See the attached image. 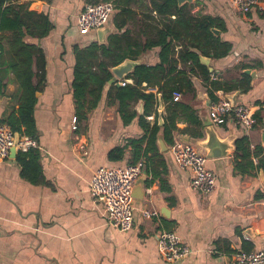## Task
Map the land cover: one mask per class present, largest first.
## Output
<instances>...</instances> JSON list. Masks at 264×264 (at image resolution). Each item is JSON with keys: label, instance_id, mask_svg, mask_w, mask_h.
<instances>
[{"label": "crops", "instance_id": "obj_1", "mask_svg": "<svg viewBox=\"0 0 264 264\" xmlns=\"http://www.w3.org/2000/svg\"><path fill=\"white\" fill-rule=\"evenodd\" d=\"M105 1L12 0L1 9L7 21L22 18V42L32 51H17L12 30L0 32V123L13 119L25 134L20 114L26 96L24 74L30 89H37L33 117L38 145L30 150L39 153L42 179L32 182L23 176L20 150L0 162V264H231L241 251L264 249V167L258 165L262 156L254 160L258 146H264V0L248 15L231 0L189 4L193 13L221 18L225 29L217 34L232 45L227 56L209 57L210 81L236 85L249 80L250 86L212 90L200 74L193 75L192 89L181 91L182 101L192 107L199 122L181 116L171 133L163 126L169 105L162 100L161 86L146 90L158 95L145 117L148 127L140 122L143 101L132 104L137 112L133 121L123 122L109 94L112 85L133 79L114 74V58H96L98 64H108L112 77L99 102L89 101L79 110L74 82L80 51L93 43L114 51L118 39L144 44L155 37L150 26L161 27L151 0H113L104 41H99L97 30L82 33L79 14L87 4ZM120 47L116 52L138 65L161 63L159 48L133 59L125 40ZM181 67L186 66L181 63ZM92 69L100 72L99 67ZM229 93H236L237 103L258 115L253 128L246 129L234 118L222 124L212 120L211 105ZM155 124L160 127L157 131ZM211 130L228 144V154L207 158V166L217 175V188L205 195L192 188L190 169L177 162L171 147L174 140L183 139L207 156L203 144ZM243 136L249 140V158L237 152L236 142ZM118 148L123 149V157L112 160L110 154ZM140 160L144 168L133 189V227L121 230L109 222L89 183L103 166ZM146 210L156 215L146 217ZM166 231H174L190 245L187 258L164 260L159 239Z\"/></svg>", "mask_w": 264, "mask_h": 264}, {"label": "trees", "instance_id": "obj_2", "mask_svg": "<svg viewBox=\"0 0 264 264\" xmlns=\"http://www.w3.org/2000/svg\"><path fill=\"white\" fill-rule=\"evenodd\" d=\"M7 1L12 0H0V32L12 30L13 35L11 39H16L17 51L30 52L32 50L28 46L25 47V44L22 42L24 36L23 26L25 25L22 18L19 17L13 21H7L4 13H2L1 9ZM107 1H112L115 4L113 0ZM200 2L197 1V3ZM151 3L153 11L161 18V27L153 28L150 26V32L155 37L145 39L144 44H139L131 39H118V42L114 43V51L111 49V46L99 45L97 43H93L91 46L81 50L80 55L82 56V61L76 66L74 95L79 110H82L89 101H92L94 104L99 102L105 86L112 77V73L107 63L101 62L98 64L96 58L99 55L114 58L112 64L115 66L123 62L126 59V55L116 52L117 48L121 49V41L125 40L127 46L131 48L129 53L133 59L138 58L147 50L159 48L161 63L154 66L148 64L137 65L127 75V78L133 79V83L126 82L124 85L116 83V86L112 85L109 95L114 102H117L119 115L125 124L131 123L137 116V112L131 109L132 104L143 101L145 113L140 118V122L148 127L149 123L145 117L149 115L151 109L157 104L158 95L154 92H147L146 90L161 86L159 92L161 93L162 100L169 105V115L165 117L164 124H162L165 127V132L171 133L177 129L176 123L181 116L186 115L191 121L199 122L198 119L193 118V113L191 112L192 107L188 103L182 101V99L175 101L173 97L175 92L181 93L184 87L187 90L192 89L193 75L200 74L211 85L212 90L221 89L224 91H232L237 86L246 89L250 86V81L246 80L236 85H226L216 80L210 81L211 72L209 66L203 63L200 57L223 58L229 54L232 48L229 42L223 41L221 35L214 32V29L224 31L225 24L221 18L210 14L200 15L193 13L192 6L188 3L180 5L177 0H151ZM132 46L138 49H132ZM40 59L42 63L39 64V67L43 69V54L39 56ZM24 63L25 60H23ZM181 63L186 67L179 68V64ZM93 67H99L100 72L93 71ZM22 78L24 79L23 84L26 88V96L20 107V114L22 122L26 126L25 134L22 130L21 123L9 119L7 124L15 132L34 138L36 127L33 114L37 89L36 87L30 89L28 78H24V74ZM162 81H164V85H161ZM257 116L255 114V117ZM159 128L155 124L154 130L157 131ZM236 145L239 156L242 158H249L251 156L248 147L249 140L246 136L239 138ZM263 153L264 146H258L255 156H262L259 159L258 165L264 167ZM122 157L123 149L120 148L113 150L110 154L112 160H119ZM18 160L22 166L23 176L32 182H39L42 179L39 153L37 150L29 149L27 152L20 151Z\"/></svg>", "mask_w": 264, "mask_h": 264}, {"label": "built area", "instance_id": "obj_3", "mask_svg": "<svg viewBox=\"0 0 264 264\" xmlns=\"http://www.w3.org/2000/svg\"><path fill=\"white\" fill-rule=\"evenodd\" d=\"M231 3L240 13L248 15L256 7H260L261 0H231ZM114 7L111 1L87 4L78 16L79 30L85 34L107 25ZM173 97L175 101L181 100L182 93L175 92ZM211 117L219 124L234 118L246 129L253 128L257 122L250 106L233 104L225 95L211 105ZM74 122L73 129H76V120ZM14 145L16 150L27 151L31 147H36L38 142L30 136H20L19 142L15 144V131L7 123L1 122L0 162L10 156ZM171 148L177 162L182 167L190 169L191 186L195 191L206 195L217 188V175L207 166V156L203 152L183 139L174 140ZM254 160L257 162L258 157ZM143 168L144 164L141 160L124 166H103L96 170L90 180L91 194L102 203L109 222L121 230L133 227V189ZM144 215L151 217L156 215V212L146 210ZM159 248L164 260L170 263L183 260L192 252L190 245L174 231L161 234ZM231 264H264V249L241 251L235 255V260Z\"/></svg>", "mask_w": 264, "mask_h": 264}, {"label": "water", "instance_id": "obj_4", "mask_svg": "<svg viewBox=\"0 0 264 264\" xmlns=\"http://www.w3.org/2000/svg\"><path fill=\"white\" fill-rule=\"evenodd\" d=\"M178 3L180 5H183L185 3H192L193 0H177ZM98 35H99V41L103 42L104 41V36L107 32H109V28H108V24L97 29ZM215 33H219V30L214 29ZM201 61L205 64H209L210 63V59L209 57L206 56H201ZM138 65V63L134 60L131 59H126L123 62H121L120 64L116 65L115 67H113V72L114 74L119 78V79H125L127 77V75L129 73H131L133 71V69ZM236 93L235 94H228L226 95V97L233 103H237V97H236ZM211 120V119H210ZM209 125H211V121L208 123ZM20 133L19 132H15V144H17L20 140ZM186 141H189V139L186 138ZM203 147L206 148L208 151L207 153V158H211V157H217V156H223V155H227V148H228V144L225 142H220L218 139V136L216 134V132L214 130L209 131V140L203 144ZM16 146L14 145L11 148V153L15 154L16 153Z\"/></svg>", "mask_w": 264, "mask_h": 264}]
</instances>
